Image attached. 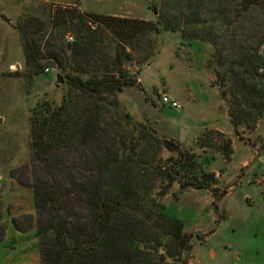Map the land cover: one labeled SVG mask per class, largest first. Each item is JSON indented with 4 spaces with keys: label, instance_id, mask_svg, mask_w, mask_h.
Here are the masks:
<instances>
[{
    "label": "rangeland",
    "instance_id": "374dc122",
    "mask_svg": "<svg viewBox=\"0 0 264 264\" xmlns=\"http://www.w3.org/2000/svg\"><path fill=\"white\" fill-rule=\"evenodd\" d=\"M242 1L234 0L227 5L230 16L227 23L218 15L222 8L218 0H208L202 9L198 7L202 14L201 34L204 29H211L215 35L225 32L223 35H229L230 39L225 42L228 57L236 54L245 41L253 43L257 39L250 33L247 12L242 11L243 18L239 16L238 11L245 8L240 5ZM257 1L261 10L253 12L258 16L254 21L261 24L264 0ZM83 2L85 0H0V264H41L37 216L28 186L31 181L29 118L38 101L59 104L67 90L59 77L61 70L52 58L57 53L52 38L56 37V44L77 60L75 66L79 69L91 72L112 67L104 61L103 53L82 45V39L76 44L80 42L76 26L68 23L65 27L54 15L59 8L88 12L83 10ZM146 2L150 15L154 9L155 16L159 10H165L170 18L183 15V20L180 30L160 32L154 38L153 48L143 39L133 48L124 43L128 56L122 58V67L126 75L134 76L136 81L117 95L122 114L128 115L130 123H142L158 137L168 140L174 138L158 127L167 125L171 112L164 113L165 104L160 101L163 94L170 96L169 89L174 88L185 97L178 100L171 96L179 104V108H172L175 112H180L194 95L206 99L203 103L207 104L208 99L213 98L215 104L214 111H210L213 118L199 126L185 127L187 130H175L177 137L181 136L177 141L198 155L197 165L214 173L212 188L181 187L178 181H172L155 199L169 217L182 222L183 232L191 235L190 248L184 254L185 264H264V116L249 127L245 122H232L228 113L230 98L222 96L215 83L218 70L215 46L208 40L194 38L195 29L199 27L192 12L197 9L196 0ZM47 6L51 8L50 14H47ZM133 15L130 12L126 17L137 18ZM185 19L191 21L186 24ZM205 19L208 23L203 25ZM183 30L188 36L182 34ZM29 43L36 47L35 55L42 56L38 67L26 62L24 57V51L29 52L26 46ZM219 43L223 40L219 39ZM110 47L114 48L115 43ZM147 52L151 56L146 61L143 54ZM110 53L114 56V50ZM14 59L19 60L20 68L13 71L8 67L7 70L5 63ZM39 68L42 71L33 74ZM30 74H33L32 79L27 78ZM150 104L152 109H157L153 114ZM114 114V110L105 114L106 122H111ZM227 142L231 152L225 155L223 148ZM169 147L170 151L159 146L157 154L163 163L167 157L175 159L183 151L175 145ZM77 152L78 149L74 154ZM154 192L157 194L159 189Z\"/></svg>",
    "mask_w": 264,
    "mask_h": 264
},
{
    "label": "trees",
    "instance_id": "16d2710c",
    "mask_svg": "<svg viewBox=\"0 0 264 264\" xmlns=\"http://www.w3.org/2000/svg\"><path fill=\"white\" fill-rule=\"evenodd\" d=\"M207 1L196 0L197 9H192L194 22L199 24L194 38L214 44L218 65L215 83L221 95L230 98L232 122H245L249 127L264 116V19L261 24L255 22L258 16L253 13L261 7L257 0L240 3L245 8L238 15L243 18L242 11L247 12L250 33L257 39L245 41L228 57L225 42L230 37L223 35L226 32L218 36L204 29L200 33L202 14L198 7L202 9ZM218 1L222 7L218 15L227 23V5L234 0ZM46 9L50 14L51 8ZM54 15L65 27L68 23L76 26L80 34L76 44L82 39V45L103 53L104 61L112 67L91 72L79 69L77 60L56 44V37L52 38L57 51L52 58L67 90L59 104L38 101L29 118L28 186L37 216L40 263L185 264L191 235L183 232L182 222L169 217L155 198L172 181L181 187L210 190L214 173L197 165L198 155L181 142L160 138L142 123H130L117 100L118 93L136 81L122 67V58L128 56L124 43L133 48L143 39L153 48L160 32L180 30L183 15L173 19L159 10L154 20H143L60 8ZM190 21L185 19L186 24ZM206 23L207 19L203 25ZM182 34L188 36L184 30ZM32 43L26 44L29 52L24 51V57L38 67L42 56L35 55ZM111 43H115L114 48ZM143 55L146 61L151 56L149 52ZM40 71L42 68L33 74ZM33 74L27 78L32 79ZM110 110H114V118L106 122L104 116ZM160 145L169 151V145H175L183 151L163 163L157 154ZM228 146L224 143L225 155L231 152ZM76 149L79 152L75 155Z\"/></svg>",
    "mask_w": 264,
    "mask_h": 264
},
{
    "label": "crops",
    "instance_id": "0c3cea01",
    "mask_svg": "<svg viewBox=\"0 0 264 264\" xmlns=\"http://www.w3.org/2000/svg\"><path fill=\"white\" fill-rule=\"evenodd\" d=\"M83 10L88 12L125 17L128 16L130 12H133V16L137 18L153 20L155 19V14H149L148 3L146 2V0H85V2H83ZM18 61L19 60L14 59L5 63L7 66V70H18V68H20V64ZM168 93L170 94V97L172 96L174 98H177L178 100H183L185 98L181 95V93H177L174 88L169 89ZM200 98L194 95V98L187 102L180 112H175L172 107L170 108L169 106L165 105L164 113H169V111L171 112L166 119L167 125H165L164 128L160 125L158 128H161L163 130V133L169 135L170 138L179 140L181 136L177 137L178 135H176L175 130L181 131L184 130L185 127L192 128L194 127V124L199 126L205 121L213 118L214 116H212V113L210 114V111H214L215 107L214 101L212 102L213 98L208 99L209 104L203 103L206 102V99ZM151 106L152 105L150 104L149 109L153 114L157 111V109H152L153 106ZM184 141L185 138H183L182 142Z\"/></svg>",
    "mask_w": 264,
    "mask_h": 264
},
{
    "label": "built area",
    "instance_id": "2783aa9c",
    "mask_svg": "<svg viewBox=\"0 0 264 264\" xmlns=\"http://www.w3.org/2000/svg\"><path fill=\"white\" fill-rule=\"evenodd\" d=\"M70 38H72V37H70ZM46 70H48V69H46ZM160 101L162 104H165V105L170 106L172 108H176V109L179 108L178 102L166 94H163L161 96Z\"/></svg>",
    "mask_w": 264,
    "mask_h": 264
},
{
    "label": "water",
    "instance_id": "95a60500",
    "mask_svg": "<svg viewBox=\"0 0 264 264\" xmlns=\"http://www.w3.org/2000/svg\"><path fill=\"white\" fill-rule=\"evenodd\" d=\"M153 13L156 14V10L155 9L153 10Z\"/></svg>",
    "mask_w": 264,
    "mask_h": 264
}]
</instances>
